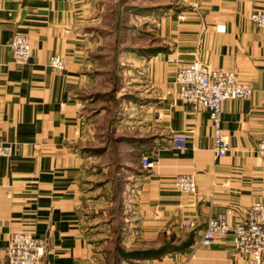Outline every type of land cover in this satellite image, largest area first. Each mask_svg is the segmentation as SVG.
Segmentation results:
<instances>
[{
	"label": "crops",
	"instance_id": "obj_1",
	"mask_svg": "<svg viewBox=\"0 0 264 264\" xmlns=\"http://www.w3.org/2000/svg\"><path fill=\"white\" fill-rule=\"evenodd\" d=\"M182 1L181 10L132 15L153 21L154 42L112 53L119 82L108 89L99 85L94 0H0V143L11 146L0 156V260L10 234L27 229L46 237L45 264H245L226 240L198 242L210 218L230 210L236 221L264 204V156L255 150L264 29L248 18L264 0ZM14 32L29 36L25 64L9 47ZM54 55L60 70L49 64ZM195 60L234 71L252 89L222 104L223 157L207 110L183 101L174 80ZM102 93L106 102L92 110ZM173 134L185 136L184 149ZM181 174L194 177V193L175 188ZM187 239L183 249L125 254Z\"/></svg>",
	"mask_w": 264,
	"mask_h": 264
},
{
	"label": "built area",
	"instance_id": "obj_2",
	"mask_svg": "<svg viewBox=\"0 0 264 264\" xmlns=\"http://www.w3.org/2000/svg\"><path fill=\"white\" fill-rule=\"evenodd\" d=\"M248 18L255 26L264 29V8L254 9ZM220 29L223 27L219 26ZM9 47L16 62L25 64L29 61L31 52L27 34L14 32ZM49 64L52 68L60 70L63 68V58L60 55L51 56ZM174 80L183 101L207 110L213 148L219 157H223L229 150V142L221 126L222 104L225 100L249 96L251 87L240 80L234 71L216 69L198 60L179 66ZM171 142L178 149H184L186 146V138L182 134H173ZM255 150L264 156V123L260 128ZM10 153L11 146L0 143V156H8ZM153 164L148 155L141 157L143 168L150 169ZM173 183L181 192H195L196 184L191 174L177 175ZM229 214L230 210H226L210 218L198 244L211 245L220 238L229 242L245 264H264V204L253 203L245 215L236 221H231ZM193 223L191 217L187 218L183 223L184 230L191 229ZM46 246V237L38 236L32 230H15L9 236L5 257L0 260V264H45Z\"/></svg>",
	"mask_w": 264,
	"mask_h": 264
},
{
	"label": "rangeland",
	"instance_id": "obj_3",
	"mask_svg": "<svg viewBox=\"0 0 264 264\" xmlns=\"http://www.w3.org/2000/svg\"><path fill=\"white\" fill-rule=\"evenodd\" d=\"M94 2L96 11L94 12L95 17L93 18L92 26L96 29L99 37L97 38V49L102 53L99 59V68L103 74L99 79V85L106 87V82L108 84L107 87H109L108 89L119 82L118 75L116 74L118 70L116 68L112 70V65L115 61V59H112V53L115 56L118 49L123 46L125 49L129 45L137 46L141 43L149 45L154 42L152 31L153 21L144 24L143 18L132 17V15L135 13L136 15L137 13L140 15L146 14L147 11L156 7H160L162 13H167L170 9L181 10L185 7L182 0H94ZM135 6H139V8L144 6V8L142 10H136L137 8ZM125 9H128L129 12L128 10L125 11ZM122 13L131 14V17L128 15L122 17ZM122 40H127L128 42H123ZM104 94L106 93L96 96L98 101L95 102L96 104L94 103L95 105L92 106V110H95L97 106L106 102L103 97ZM108 96H110V92Z\"/></svg>",
	"mask_w": 264,
	"mask_h": 264
},
{
	"label": "trees",
	"instance_id": "obj_4",
	"mask_svg": "<svg viewBox=\"0 0 264 264\" xmlns=\"http://www.w3.org/2000/svg\"><path fill=\"white\" fill-rule=\"evenodd\" d=\"M189 241L188 239L187 240H183V241H180L178 242L176 245H171L169 244V242H165L163 243L158 249L156 250H145V251H130V252H126L125 254H128V255H134L136 253H139V254H148V253H158V252H161V251H164L165 249H169V248H173V249H183L184 247H186L188 245Z\"/></svg>",
	"mask_w": 264,
	"mask_h": 264
}]
</instances>
